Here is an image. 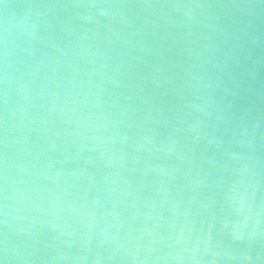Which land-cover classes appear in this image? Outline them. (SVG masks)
Instances as JSON below:
<instances>
[{
    "label": "water",
    "instance_id": "95a60500",
    "mask_svg": "<svg viewBox=\"0 0 264 264\" xmlns=\"http://www.w3.org/2000/svg\"><path fill=\"white\" fill-rule=\"evenodd\" d=\"M0 264H264V0H0Z\"/></svg>",
    "mask_w": 264,
    "mask_h": 264
}]
</instances>
